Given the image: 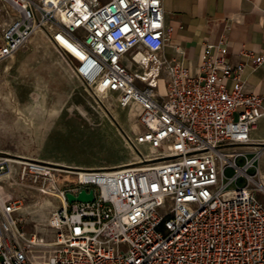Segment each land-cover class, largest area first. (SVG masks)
<instances>
[{"label": "built area", "instance_id": "1", "mask_svg": "<svg viewBox=\"0 0 264 264\" xmlns=\"http://www.w3.org/2000/svg\"><path fill=\"white\" fill-rule=\"evenodd\" d=\"M0 5L9 19L0 64L41 32L73 78L97 95L116 94L138 122L129 143L137 160L115 169L65 170L0 156V180L59 202L46 242L23 234L22 200L0 192V264H264V139L251 137L264 119V91H243L245 64L227 61L225 35L204 43L191 76L162 55L171 28L161 0ZM239 55L254 68L264 62V50ZM81 191L93 200L67 202ZM34 249L50 255L36 261Z\"/></svg>", "mask_w": 264, "mask_h": 264}, {"label": "rangeland", "instance_id": "2", "mask_svg": "<svg viewBox=\"0 0 264 264\" xmlns=\"http://www.w3.org/2000/svg\"><path fill=\"white\" fill-rule=\"evenodd\" d=\"M3 9L0 5V33L9 22ZM0 71V156L57 164L65 170L137 160L138 152L129 144L138 126L135 108L122 109L116 94L101 96L84 87L43 33L33 35ZM251 137L264 139V119ZM139 150L148 153L144 147ZM260 170L264 174V157ZM0 192L6 199L22 200L16 217L26 237L36 233L46 242L54 238L50 222L59 207L57 199L3 178ZM33 251L36 261L50 255L48 250Z\"/></svg>", "mask_w": 264, "mask_h": 264}, {"label": "crops", "instance_id": "3", "mask_svg": "<svg viewBox=\"0 0 264 264\" xmlns=\"http://www.w3.org/2000/svg\"><path fill=\"white\" fill-rule=\"evenodd\" d=\"M161 2L165 25L171 28L170 36L162 50V55L167 60L177 62L194 76L201 61L204 43L216 44L225 35L224 39L228 46L227 61L231 64L239 62L245 64L242 73L243 91L248 94H261L264 91V62L254 68L252 59L239 55L242 49L250 51L253 57L264 50V0H161ZM227 26L230 30L225 33ZM124 165L126 164L77 168L100 170L115 169Z\"/></svg>", "mask_w": 264, "mask_h": 264}, {"label": "water", "instance_id": "4", "mask_svg": "<svg viewBox=\"0 0 264 264\" xmlns=\"http://www.w3.org/2000/svg\"><path fill=\"white\" fill-rule=\"evenodd\" d=\"M66 199L68 203L73 202H82L87 203L93 200L92 193L86 194L84 191H81L76 197L72 196L71 194L66 195Z\"/></svg>", "mask_w": 264, "mask_h": 264}, {"label": "bare ground", "instance_id": "5", "mask_svg": "<svg viewBox=\"0 0 264 264\" xmlns=\"http://www.w3.org/2000/svg\"><path fill=\"white\" fill-rule=\"evenodd\" d=\"M15 160H20V161H18V162H21V159L15 158Z\"/></svg>", "mask_w": 264, "mask_h": 264}]
</instances>
